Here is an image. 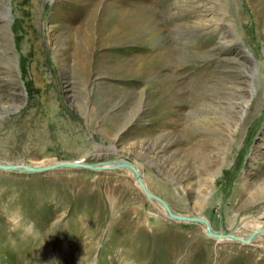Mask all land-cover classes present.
<instances>
[{"label": "rangeland", "instance_id": "obj_1", "mask_svg": "<svg viewBox=\"0 0 264 264\" xmlns=\"http://www.w3.org/2000/svg\"><path fill=\"white\" fill-rule=\"evenodd\" d=\"M71 1L0 0V161L125 157L215 232L263 209L264 0H81L79 61ZM128 170L0 168V264H264Z\"/></svg>", "mask_w": 264, "mask_h": 264}, {"label": "bare ground", "instance_id": "obj_2", "mask_svg": "<svg viewBox=\"0 0 264 264\" xmlns=\"http://www.w3.org/2000/svg\"><path fill=\"white\" fill-rule=\"evenodd\" d=\"M69 3V2H68ZM61 7V6H59ZM71 11H72V18L70 17L69 20L66 19V25H64L63 27L67 28L69 27V34L67 35V40L65 41L66 44L64 46L65 50L68 51L70 48L71 49V54L72 56H76V57H79L78 58V61L80 58H83L84 57V54L81 53L82 51L80 50V46L78 43H76L77 39H75L78 34L80 33L81 36H83V29H82V25H81V21L84 20L83 18V14H82V4H81V0H72L71 3L69 4V6ZM67 7V8H68ZM7 11V10H5ZM88 12V11H87ZM86 12V18L85 19L86 21H88V23H91L90 21V13H87ZM66 13V11L64 12ZM70 13V11H69ZM124 12H120L119 15H123ZM9 15V12L5 13L3 16H5L6 18L8 17ZM63 14L61 13L60 16H62ZM70 15V14H69ZM67 16V14H66ZM56 17V16H55ZM4 19V18H3ZM80 20V22H79ZM78 21V23H76ZM65 23V20L64 18H59V24L60 26L63 25ZM58 25V24H57ZM126 25V21L124 19H121V20H118V22L112 24L113 27V30H117L119 27L120 28H124ZM62 27V28H63ZM85 27V26H84ZM9 28V27H8ZM7 28V33H11V31ZM61 28V27H60ZM68 30V29H67ZM89 30V29H88ZM66 31V30H65ZM64 31V32H65ZM63 32V31H62ZM63 32V33H64ZM88 32V31H87ZM89 33V32H88ZM48 34V33H47ZM91 36V34L89 35ZM63 37V35H62ZM87 37V36H85ZM58 38V37H57ZM56 38V39H57ZM82 38V37H81ZM79 39V38H78ZM88 39V38H87ZM65 40V39H64ZM90 40V39H89ZM88 40V42H89ZM57 42V41H56ZM91 43V42H90ZM6 45V44H5ZM89 45V44H88ZM90 47V46H89ZM60 48V47H59ZM62 49V48H61ZM90 49V48H89ZM60 52V51H59ZM68 53V52H67ZM71 56V57H72ZM86 56V54H85ZM6 58V68L7 69H10L13 67V64L15 63L16 64V61L13 59V56L11 55H8ZM75 59V58H73ZM77 62V61H76ZM12 64V65H11ZM258 102V101H257ZM255 104V101L252 102L251 106H253ZM248 117H249V113H248ZM241 131V130H240ZM239 133V132H238ZM79 161H84L83 158H78ZM1 162V161H0ZM137 164V163H136ZM138 165V164H137ZM141 166V165H140ZM137 171L139 172V175L141 176L142 178V181H143V184L145 185V188L149 191L152 192V186H150V179L149 178H146V176L144 175L143 176V173L142 171H140L139 169V166H135ZM19 170H23V168H19ZM144 172V171H143ZM128 173L130 174H134L132 172L131 169L128 170ZM168 174V173H167ZM136 184L143 190L142 186L139 184L138 181H136ZM159 184V183H158ZM156 187V186H155ZM153 193V192H152ZM157 195V194H156ZM154 200V199H152ZM154 202L156 204H158L160 206V208L166 213L167 211L165 210V208L161 205V203L157 200H154ZM169 204V203H168ZM169 207L171 209V211L175 212V210L171 207V205L169 204ZM258 213H250V214H247V215H242L240 216V219L237 223V226H235L234 228L230 229L232 231H234V234L238 235V238L236 239H239L241 240L242 242H251V243H255V242H261L263 241L264 239V208L263 209H259L257 211ZM190 215V214H189ZM263 217V218H262ZM211 226V225H210ZM212 228V227H211ZM204 229H205V224H204ZM252 235V238L249 239V236ZM215 238H223V240H228L230 238H233V237H215ZM235 239V238H233ZM243 239V240H242Z\"/></svg>", "mask_w": 264, "mask_h": 264}, {"label": "water", "instance_id": "obj_3", "mask_svg": "<svg viewBox=\"0 0 264 264\" xmlns=\"http://www.w3.org/2000/svg\"><path fill=\"white\" fill-rule=\"evenodd\" d=\"M84 159V161H79L77 158L72 159V160H60V161H55L47 164H28L24 162H5L1 161L0 162V168H8V169H19L23 168L24 170L27 171H42V170H49V169H54L58 167H72V166H83V167H91V168H96V169H103V168H118L121 166L127 167L132 170L135 176V180L139 182V184L143 188L144 194L149 198V199H154L157 200L161 203V205L165 208L167 211V215L173 219L177 220H194V221H199L205 224V232L211 236L214 237H233V238H238V235L234 234V231L230 230L228 232H215L212 230L210 226L209 220L207 218L197 215V214H183V213H178V212H173L171 211L169 204L167 203L166 200L161 198L160 196L152 193L151 191L147 190L145 188V185L143 184L142 178L139 175V172L137 171L135 165L129 161L125 157H113L109 158L105 156L101 160H95L88 162L86 161V156L81 157ZM230 238V239H233ZM252 238V235L249 236V239ZM239 240V239H236ZM243 240V239H242Z\"/></svg>", "mask_w": 264, "mask_h": 264}]
</instances>
